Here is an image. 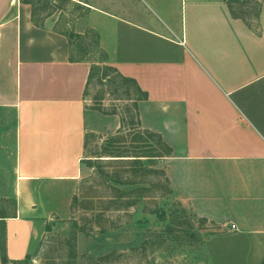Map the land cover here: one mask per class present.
<instances>
[{
    "label": "crops",
    "instance_id": "0c3cea01",
    "mask_svg": "<svg viewBox=\"0 0 264 264\" xmlns=\"http://www.w3.org/2000/svg\"><path fill=\"white\" fill-rule=\"evenodd\" d=\"M74 1L109 64L145 91L139 125L167 145L173 194L220 226L206 242L213 263L264 264V0L251 22L225 0ZM89 70L64 32L33 22L26 3L0 0V113L11 121L0 131L14 158V209L0 218L9 264L69 215L85 135L120 126L87 102Z\"/></svg>",
    "mask_w": 264,
    "mask_h": 264
},
{
    "label": "rangeland",
    "instance_id": "374dc122",
    "mask_svg": "<svg viewBox=\"0 0 264 264\" xmlns=\"http://www.w3.org/2000/svg\"><path fill=\"white\" fill-rule=\"evenodd\" d=\"M232 1L237 14L251 22L254 5L263 0ZM22 2L33 22L68 36L72 58L89 63L87 102L115 111L124 125L110 140V134H87L69 215L50 221L37 248L15 264H214L206 242L220 226L195 216L173 194L161 162L166 149L156 137L139 132L133 106L139 93L107 61L96 32L85 24L86 6L74 0ZM0 118V128L11 124L5 113ZM5 127L0 131V218L12 214L15 204L13 139L7 132L3 139ZM134 154L141 155L134 159Z\"/></svg>",
    "mask_w": 264,
    "mask_h": 264
},
{
    "label": "trees",
    "instance_id": "16d2710c",
    "mask_svg": "<svg viewBox=\"0 0 264 264\" xmlns=\"http://www.w3.org/2000/svg\"><path fill=\"white\" fill-rule=\"evenodd\" d=\"M22 1H24V2H31V0H22ZM226 2H227V4H228V6H229V9L231 10V13L233 14V15H235V16H239V17H243V18H245L244 16H242V15H239V14H237V12L235 11V9H234V7H233V5H232V0H225ZM244 4V3H243ZM260 4H261V2H257L254 6V9H253V12H254V17H256L257 18V16H258V11H259V7H260ZM250 6H248V8H249ZM249 13H251V11H248ZM248 13V14H249ZM95 36L97 37V34H95ZM114 70H115V72H116V74H117V76H119L121 79H123V80H125V81H128V82H130V83H132L134 86H135V88H136V90H137V92L139 93V95H138V97H136V98H134L133 100H134V109H135V112H136V114H135V122L138 124V126L140 127V125H139V120H138V116H137V99H140V98H142V97H145L146 96V93H145V91H142L139 87H138V85L135 83V80L134 79H132V78H130V77H127V76H124V75H121L120 73H118L117 71H116V69L114 68ZM89 76H90V70H89V75H88V80H87V83H88V81H89ZM85 88H86V86H85ZM94 107H96L97 109H99V110H101V111H103V112H111V113H115V111H104L103 110V107L102 106H100V105H97V106H94ZM123 125H124V119L122 118V117H120V126H119V128L116 130V132L115 133H113V134H110V136L107 138V140H110L111 138H114L115 136H116V134H119L120 132H121V128L123 127ZM141 128V127H140ZM139 132H146L147 134H149L150 136H153V137H156V139H157V141L160 143V145H162L165 149H167V145L162 141V139H161V137L159 136V134L158 133H156V132H152V131H149V130H147V129H142L141 128V131H139ZM88 134V133H87ZM87 134L85 135V138H86V136H87ZM106 155H111V156H119V157H123V156H128L129 154H111V153H109V154H106ZM141 154H134V156H136L137 158H134V159H138V156H140ZM142 155H146V154H142ZM149 155V154H148ZM158 155H162L161 153L160 154H158ZM204 219V218H203ZM0 250H1V262H2V264H9L8 263V259H7V257H6V254H5V249H4V232L2 231V233H0Z\"/></svg>",
    "mask_w": 264,
    "mask_h": 264
},
{
    "label": "built area",
    "instance_id": "2783aa9c",
    "mask_svg": "<svg viewBox=\"0 0 264 264\" xmlns=\"http://www.w3.org/2000/svg\"><path fill=\"white\" fill-rule=\"evenodd\" d=\"M231 227H234V224H231Z\"/></svg>",
    "mask_w": 264,
    "mask_h": 264
}]
</instances>
